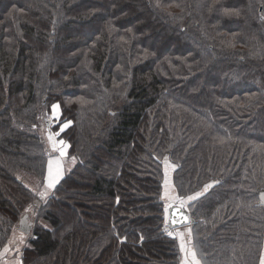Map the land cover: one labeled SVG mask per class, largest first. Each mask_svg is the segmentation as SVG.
Returning <instances> with one entry per match:
<instances>
[{
	"label": "trees",
	"instance_id": "obj_1",
	"mask_svg": "<svg viewBox=\"0 0 264 264\" xmlns=\"http://www.w3.org/2000/svg\"><path fill=\"white\" fill-rule=\"evenodd\" d=\"M168 174L200 264H260L264 0H0V261L28 215L20 264H184Z\"/></svg>",
	"mask_w": 264,
	"mask_h": 264
},
{
	"label": "rangeland",
	"instance_id": "obj_2",
	"mask_svg": "<svg viewBox=\"0 0 264 264\" xmlns=\"http://www.w3.org/2000/svg\"><path fill=\"white\" fill-rule=\"evenodd\" d=\"M48 124H50V121H49V123H45V124H43L42 125V128H41V134L45 137V138H47L46 140H47V150H48V156H49V162L50 161H52V160H57V159H59L60 161H61V164H62V176L65 174V173H67L68 171H69V168H71L72 167V165H73V160H71L70 158H69V156L67 155V148H65V155L63 156V157H61L60 156V153H59V151H57V150H54L53 149V147H52V142L49 140V134L50 133H55V132H51L50 130H49V125ZM56 139L59 141V140H61V139H58L57 137H56ZM64 141V140H63ZM65 142V141H64ZM67 143L65 142V145H66ZM68 147V146H67ZM169 163V162H168ZM168 163H166V169H167V172H168V169H169V171H171V166L170 165H168ZM170 178H171V174H170ZM170 178H169V174H168V176H167V178H166V181H167V183H166V185H165V191L167 190V189H170V191H169V194H167V195H165V200H166V208H167V206H169V205H171L172 204V202H175V203H181V201L182 200H180V201H173L174 199L175 200H177L176 199V196H177V194H176V191H175V189L173 188V184H171L172 183V180H170ZM47 184H48V172H47V180H46V183H45V185L42 187V188H40L39 189V194L41 195L42 193L44 194V195H41V197L42 198H46V197H48L49 195H51V193H52V191H53V189L54 188H48L47 187ZM170 186H169V185ZM172 186V187H171ZM40 187V186H39ZM38 187V188H39ZM172 190V191H171ZM174 194V195H173ZM176 195V196H175ZM178 197V196H177ZM179 200V199H178ZM184 201V200H183ZM183 205L186 207V205L184 204V202H183ZM187 208V207H186ZM192 225V224H191ZM191 225H189L188 227H190V229H191ZM165 233L166 234H168V235H170V236H176V229H173L172 231H165ZM185 237V236H184ZM185 239H186V237L184 238V244H185V247H187V248H189L190 246H189V244H188V242L187 243H185ZM193 239V238H192ZM26 240H27V235L26 234H24L20 229H18V227L15 229V231L13 232V234H12V236L10 237V240H9V244H8V247H7V249H8V251L7 252H5V254H6V258H4V260H1L0 261V264H20V253L18 252V250L20 249V248H22L23 246H24V244H25V242H26ZM180 240V239H179ZM181 242V241H180ZM19 245H22V246H20L19 247ZM190 249H194V247H193V245L191 244V248ZM195 250V249H194ZM262 258H264V248H263V253H262ZM261 258V259H262ZM183 263H184V257H183Z\"/></svg>",
	"mask_w": 264,
	"mask_h": 264
},
{
	"label": "snow or ice",
	"instance_id": "obj_3",
	"mask_svg": "<svg viewBox=\"0 0 264 264\" xmlns=\"http://www.w3.org/2000/svg\"><path fill=\"white\" fill-rule=\"evenodd\" d=\"M53 118L58 119L59 118V105H54L53 106ZM71 122L65 123L61 129L60 132H63L65 128L69 127ZM59 132L57 133H50L49 134V140L52 142V147L54 150L59 151L60 156L63 157L65 153V148L67 145H65V142L63 140H57L56 137L59 136ZM62 177V164L59 159L57 160H52L49 162L48 166V188H54L57 183H59L60 179ZM211 187V185H206L205 186V191ZM41 195H44L43 193ZM202 195V193H196L195 196H190L188 197L189 200H194L198 196ZM181 204H183V201H181ZM185 219H187L185 217ZM171 235V234H170ZM181 244L180 248L181 251L185 253V259H184V264H200V260L197 258V252L194 249H190L185 247L184 244V234L183 233H178L177 234ZM5 252L8 251L7 248L4 250ZM190 258V259H189ZM260 264H264V258L261 259Z\"/></svg>",
	"mask_w": 264,
	"mask_h": 264
},
{
	"label": "water",
	"instance_id": "obj_4",
	"mask_svg": "<svg viewBox=\"0 0 264 264\" xmlns=\"http://www.w3.org/2000/svg\"><path fill=\"white\" fill-rule=\"evenodd\" d=\"M258 200L260 205H264V190L258 192ZM165 218L166 226L162 229V232L188 226L196 222L195 217L192 216L191 212L183 204L175 202L167 206ZM18 228L26 234L32 232L33 222L29 220L28 215L22 217Z\"/></svg>",
	"mask_w": 264,
	"mask_h": 264
},
{
	"label": "crops",
	"instance_id": "obj_5",
	"mask_svg": "<svg viewBox=\"0 0 264 264\" xmlns=\"http://www.w3.org/2000/svg\"><path fill=\"white\" fill-rule=\"evenodd\" d=\"M66 148H68V147H66ZM189 232H190V227H188V226H185V227H181V228H179V229H176V233L178 234V233H183L184 234V236L186 237V239H185V243H187L188 242V244H189V248H191V242L189 241V236H188V234H189ZM176 234V235H177ZM184 237V238H185ZM20 246H22V245H19V247ZM190 259V258H189Z\"/></svg>",
	"mask_w": 264,
	"mask_h": 264
}]
</instances>
